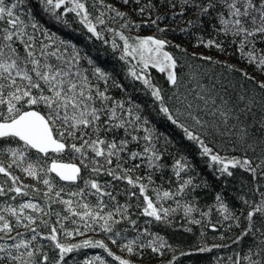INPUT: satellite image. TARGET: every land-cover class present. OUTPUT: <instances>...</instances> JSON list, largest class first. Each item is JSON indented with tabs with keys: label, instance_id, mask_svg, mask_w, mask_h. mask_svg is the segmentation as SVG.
I'll list each match as a JSON object with an SVG mask.
<instances>
[{
	"label": "snow or ice",
	"instance_id": "1",
	"mask_svg": "<svg viewBox=\"0 0 264 264\" xmlns=\"http://www.w3.org/2000/svg\"><path fill=\"white\" fill-rule=\"evenodd\" d=\"M34 2L52 22L65 27L69 26L65 18L66 14H75L79 23L90 34L89 39L94 37L105 44L109 43V40L104 37L103 30H98L100 25H105L108 32L119 36L123 41L120 59L127 60L129 56L139 58L138 65L128 68V76L133 81L143 84L154 101L158 102V113L182 131V139L195 144L199 155L208 158L207 166L213 169L217 179L223 178L227 184V178L234 175L230 169L236 168L251 174L253 181L264 179V115L261 116L258 129H249L243 119L251 114L250 105L255 102V97L246 99L244 95H240L235 101L226 97V94L214 97L212 89L204 88L197 83L196 88H204L203 91H190L182 97L177 96L176 100L181 103V108L170 107L165 103L162 89L153 83L147 70L151 67L166 73L168 82L173 86L181 82L177 71V59L165 50L171 41L155 35L131 37L121 31L122 28L140 26L130 18L129 12H138L141 16L147 12L151 15L153 11H160L159 0L155 2L154 0H143V2L142 0H122L124 5H135L129 11H121L112 4H105L104 0H34ZM89 3L92 7L99 4L105 11L97 9L98 14L93 16V13L89 11ZM28 5L29 0H0V155H7L9 161L7 165L0 161V174L11 181L9 187H5L7 180L0 181V196L7 197L9 193H15L10 197L14 201L18 197L29 195V192L25 190L28 186L20 183V178L11 172L13 166L20 167L21 162H26L22 171L40 180L48 189L43 193V197L50 211L45 212L44 206L32 200L16 206L6 203L5 206L0 207V233H3L0 235V241H4L0 243V264H49L48 254L41 252L43 245L33 244L34 241H38V237L53 242L55 249L58 250V258L54 264H68L65 257L81 248H100L107 253L108 257L118 261V264H135L130 258L115 255L103 240L84 239L79 243L60 242L61 230L66 237L83 234L79 228L71 231L65 228L63 221L69 219V214L80 217L84 222L85 230H94L93 225H98L104 233L109 234L108 238L112 244L118 243L117 237L126 239L122 231H114L113 226L119 224L121 220H128L133 230L138 227L137 221L128 215V208L132 207L130 204L120 205L117 202L113 205V210L105 211L108 209L109 202L116 201V194L109 190L113 187L112 181L102 184L96 179H84L82 170L90 171L95 176L103 173L112 177L114 181H126L132 189H138V193L129 190L127 195L129 198L142 196L144 202L142 214L161 223H171L169 217L175 209L165 208L158 205L156 201L175 199L181 194L189 197V202L183 205L185 216H189L197 211L191 199L192 194L199 187H207L206 182L196 184L194 177L188 175L191 170H194V166L178 147L180 156L172 166L177 180L175 190L160 192L152 189L155 197L147 195L149 186L143 182L145 178L140 176L134 178L131 173L142 166L153 171L162 169L164 151L158 145L161 141L165 146L175 145L176 142L167 134L160 132L154 125L149 126L150 121L142 115V106L131 96L127 100L115 101L108 95L106 87L101 90V87L90 79L94 76L104 85L111 82L112 86L126 91L124 85L118 83L111 72L96 65L91 58H87L90 69L81 72L77 66L82 57L77 46L71 40L57 37L56 33L42 25L36 19L37 14ZM162 7L169 9L173 18L187 17L185 27L180 29L182 33L190 30L201 31L207 21L208 26L217 36L223 34L226 40L229 38L233 42L238 40L241 55L246 57L249 63L255 64L257 68L264 71V50H258L255 47L258 39L264 40V0H164ZM61 9L63 10L60 11ZM106 12L114 13V16L109 19L115 20L119 17L124 21L120 28L107 27ZM164 15L167 16L169 13L166 12ZM160 19L161 16L158 15L156 19L144 20L142 23L157 26L160 32L175 31L160 28L158 24ZM213 20L215 23L212 22ZM37 33L51 41V45L39 41ZM57 42L59 47L49 50ZM197 42L201 46L215 47L225 51V45L215 38L205 41L198 37ZM20 46L23 52L19 50ZM111 46L113 49L121 47L115 40L111 41ZM175 47L179 48L180 45L177 44ZM246 47L247 52L244 51ZM203 58L211 59V57ZM250 79L255 78L250 77ZM258 85L264 91V81H259ZM189 96L192 97L191 100ZM40 106H43L46 111L42 112ZM205 116L210 119H205ZM129 117L134 119H127ZM138 129L145 133L143 137L133 134ZM210 129L219 132L222 136L227 134L230 139L234 138V142L245 146L246 151L254 150L259 144L260 156L253 159L248 156L229 158L220 155L206 142V135L209 134ZM117 130H123L125 136L117 138ZM141 139L145 142L141 150L132 151L128 148L131 142H136L139 146ZM66 152L80 158L81 163L78 165L61 162V157ZM126 152L128 158L124 160L121 154ZM52 154H55V158ZM33 155L36 156L35 160L31 159ZM98 158H103V162ZM85 160L92 164L91 169L88 163L84 162ZM114 160L116 163L113 166ZM136 160L140 163H134L130 168L123 166L128 161ZM49 173H55L61 181L70 184L83 181L84 188H79V191L70 192L68 195L82 198L86 189L94 190L91 194L97 197L95 206L79 203L73 199H63V187L57 190L52 179L44 178ZM147 179L151 183V175ZM262 188L264 185L257 184L253 190V195L258 199L245 198V195L238 197L244 205L239 215L229 208L223 192L215 194V204L224 213V220L235 221L237 227H240L241 221L246 224L239 235L232 240L233 244L238 245L245 237L259 234L254 246L247 252L243 254L236 252L235 257L227 258L231 264H264V191L261 190ZM36 191L38 193L39 190ZM105 197L108 198L107 201ZM176 203L179 206V199H176ZM54 204L66 206L67 214L61 216L60 212L51 208ZM135 206L141 207L140 204ZM28 209L34 213L54 215L59 227L50 224L49 220L40 219V224L49 229L46 235H42L38 231L40 226L37 224L38 217L31 213L26 214ZM208 214V212L203 213L205 216ZM117 216L119 219L116 218ZM22 222L26 223L22 224ZM192 223L199 224L201 221L193 220ZM257 223L260 227H257ZM21 224L31 233L30 238H22L24 234L20 232H17L15 236L11 235ZM216 227L215 224L212 225L214 230ZM143 233L152 237L147 243L143 241L141 235H138L127 240L126 243H120L119 247L126 251L129 257L143 255L141 249H151L153 253L163 255V249L171 248V245H168L158 233H149L147 228L143 229ZM9 240L12 243L9 244L7 242ZM224 246L227 245L214 244L211 247L205 245L198 247L196 251L210 252L212 248ZM38 253L40 258H37ZM185 254L181 253V255ZM175 259L176 257L173 256L168 264H173ZM83 264H108V262L102 256L96 255L86 259Z\"/></svg>",
	"mask_w": 264,
	"mask_h": 264
},
{
	"label": "trees",
	"instance_id": "2",
	"mask_svg": "<svg viewBox=\"0 0 264 264\" xmlns=\"http://www.w3.org/2000/svg\"><path fill=\"white\" fill-rule=\"evenodd\" d=\"M143 2V0H142ZM155 2V0H154ZM164 0H159L160 11H153L151 15L147 12L141 16L138 12H129L130 18L139 24V27H129L131 32L139 31L141 33H147L150 35H155L161 38H166L171 41V44L166 46V51L172 53L177 59L178 68L181 82L177 86L171 85L167 80V75L161 73L158 69L151 68L147 70L148 74L151 76L153 83L158 85L162 89V94L165 97V103L173 108H181V103L176 100L177 96H184L190 91H203L204 88L212 89V95L214 97L224 96L230 97L235 101L240 95H244L246 99L255 97V102L250 105L252 107V112L249 116L243 117L244 121L248 124L249 129H258L259 121L261 116L264 115V91L259 88L258 82L264 81V71H261L256 67L255 64L249 63L246 57L241 55L238 49V40L233 42L231 38L225 39L223 34L219 36L208 26L207 21L205 22L204 29L201 31L190 30L187 33H182L181 28L185 27L187 17L173 18L170 15V10L162 7ZM105 4H112L119 8L121 11H129L130 8L135 7V5H124L122 0H104ZM33 12H35L36 19L40 21L42 25L48 28L51 32L56 33L59 38L71 40L80 51L82 59L79 62V67L81 72H85L90 69V65L87 62V58H91L94 63L106 71L112 73L116 81L123 84L126 91L121 90L118 87L112 86L111 82L108 85H104L102 81L96 80L94 76L90 79L93 83L98 84L103 90L107 88L108 95L112 97L115 101L127 100L129 96L140 104L143 108L142 115L147 117L150 121V125H154L160 132L167 134L176 143L175 145L165 146L161 141L158 147L164 151V167L158 171H153L148 169L146 166H142L139 169L134 170L131 175L135 178L136 176L144 177L143 182L149 186V191L147 195L150 197H155V193L152 189H157L160 192L165 190H175L177 180L174 176L173 164L176 159H179L180 153H178L177 148L182 150V154L188 158L191 164L194 166V170H191L188 175L194 177V182L196 184H202L206 182L207 187H199L192 194V201L195 204L197 211H194L191 215L185 216L183 205L189 202V197L184 195H179L175 199L156 201L158 205H162L165 208L175 209L174 212L170 214L171 223H161L154 221L153 218L147 217L142 214L143 207V197L137 196L135 198H129L127 192L129 190L137 191L138 189H132L126 181H114L112 177L104 175L101 173L99 176H95L90 173V171L82 170V176L84 179H96L99 183H104L106 181H112L113 187L110 191L116 194V201L109 202L108 209L105 211L113 210V205L119 203L120 205L130 204L132 207L128 208V215L131 219L137 221L138 227L133 230V226L128 222V220H121L119 224H115L114 231H122L126 239L117 237V244H112L109 240V234L104 233L98 225H93L94 230H85L84 222L78 216H71L69 214V219L63 221L65 228L69 231L79 228L82 235H73L66 237L63 235V230L59 233V240L63 243H79L84 239L92 240H103L108 244V247L115 255H119L122 258H130L135 262V264H168L173 256L176 259L173 264H231V261L227 258L229 256L235 257L236 252H241V254L247 252L250 247H253L259 234L249 235L243 239L240 244H233L232 240L235 239L237 235L246 226L244 221H241L240 227L236 226L233 220H224L222 213L218 206L215 204V194L217 192H223L225 201L229 208L232 209L236 215H239L240 209L244 208L242 202L238 199L239 196L245 195V198L258 199L257 196L253 195V190L259 185H264V179H259L258 181H253L252 175L243 169L236 168L230 169L233 171L234 175L227 178V184L223 178L217 179L216 173L212 168L207 166L206 157H201L199 155V150L195 144L182 139L183 133L179 128H176L169 121L158 113V102L154 101V98L146 91L143 84L139 81H133L127 74V70L130 67V62L128 60H121L120 52L115 49L109 48L108 45L101 43L96 38L89 39L90 34L81 25L75 14H66V19L69 22V26L56 24L52 22L46 14H44L39 6L34 2V0H29V5ZM23 7V6H22ZM89 11L93 14L97 9L105 11L103 6L97 4L96 7H92L91 3L88 5ZM169 13L165 16L164 13ZM107 17L114 16V13L106 12ZM161 16L158 21L160 28L174 29L175 31H158L157 26L145 25L142 23L144 20L156 19L157 16ZM110 25L113 28H120L123 24V20L117 17L115 20L110 19ZM215 23V21H212ZM29 31H32L29 29ZM38 40L49 43L51 41L47 40L45 36H41L37 33ZM198 37L203 38L207 41L210 38H215L218 42L225 45V51H220L215 47H206L198 44ZM179 44L180 47L177 48L175 45ZM55 47H59L57 44L51 47L49 50H54ZM255 47L258 50H264V40H257ZM19 50L23 52L22 46ZM245 52L248 51L246 47ZM203 57H211L210 60L204 59ZM54 59V58H52ZM231 66V67H230ZM247 74V75H245ZM254 77L255 79H250ZM197 83L204 86V88L197 89ZM192 97L189 96V100ZM219 103V100H217ZM42 112L46 111L43 106H40ZM205 119H210V117L205 116ZM127 119H134V117H129ZM182 119H184L182 117ZM131 131V129H129ZM209 134L206 135V142L210 147L214 148V151L219 152L220 155L225 157H243L248 156L249 158L256 159L260 156L261 147L257 144L253 149L245 150V146L238 145L234 142V138L230 139L227 134L220 135L219 132L214 130H208ZM143 137L145 133L141 130H137L133 133ZM258 134V133H257ZM117 138L125 136L123 130H117ZM111 139V136H109ZM15 146V145H13ZM145 146V142L141 139L139 146L136 142H131L128 148L132 151H139ZM34 152V150H33ZM124 160H127L128 153L121 154ZM55 158V154H52ZM32 160L36 159V156L31 157ZM103 162V158H98ZM0 161H3L6 165L9 162L7 155H0ZM75 162L78 165L81 163L80 158L73 156L72 153H64L61 157V162ZM88 163L89 169H91L92 164L87 160L84 161ZM257 162L258 159H257ZM51 163V160H48ZM116 161L114 160L113 166ZM134 163H140L139 160L128 161L123 166L126 168L132 167ZM26 166V162H21L20 167L13 166L11 172L13 175L20 178V183L28 186L25 190L29 192L28 196L18 197L16 200H11L10 197L15 195V193H9L7 197L0 196V207L6 205V203H11L13 206L19 203L25 202L27 200H32L33 202L39 203L45 207V212L50 211L49 207L46 206L45 198L43 193L47 192L48 189L40 180L26 175L22 168ZM151 175V183H149L147 177ZM54 181L56 189L63 187L64 191L62 193L63 199H73L79 203H89L95 206L97 202V197L92 195L91 192L94 190L86 189L84 196L81 197H70L68 194L70 192H77L79 188H84L85 185L83 181H77L76 184H70L65 181H61L55 173H49L46 177ZM8 181L5 187L11 186V181L8 177L0 174V181ZM78 185V186H77ZM36 190H39L38 193ZM264 191V188L261 189ZM118 193V194H117ZM176 199H179V206L176 203ZM107 201L108 198L105 197ZM140 204L141 207H136L135 205ZM75 206V205H74ZM55 211L61 213V216L67 214L66 206L62 204L51 205ZM211 209V211H210ZM77 210H82L77 208ZM208 212L207 216L203 213ZM31 213L32 215L38 217L37 224H39L38 231L42 235H46L49 231L40 224V219L49 220L50 224L59 225L56 223L57 218L54 215H43V213H34L31 209L26 210V214ZM246 214V209H245ZM119 219V216L116 217ZM14 221V218H12ZM193 220H200L201 223H192ZM75 221V223H73ZM149 221H151L149 223ZM26 223V222H22ZM18 226L14 229L11 235L15 236L17 232L23 233L22 238H30L31 233L27 231L23 226ZM215 224L217 227L214 230L212 225ZM36 226V225H33ZM257 227L260 224L257 223ZM149 229V233H158L159 236L168 244L171 248L163 249V255L153 253L151 249H141L140 251L143 255H132L122 250L119 247L120 243H126L127 240L133 239L138 235L145 243L152 237L149 234H144L143 229ZM191 229V231H188ZM126 230V231H124ZM3 235V233H0ZM4 241H0L3 243ZM9 244L12 241H7ZM34 245L40 246L41 252L47 253L50 260L49 264H54L55 260L58 258V250L55 249L53 242L49 240L40 239L33 242ZM227 245L224 247L212 248L210 252H198L196 249L202 246L211 247L212 245ZM181 253H186L181 255ZM96 255L102 256L108 264H118L112 257H108L107 253L100 248H81L77 251L69 253L65 257L68 264H83L86 259L95 257ZM40 254L38 253V257Z\"/></svg>",
	"mask_w": 264,
	"mask_h": 264
},
{
	"label": "rangeland",
	"instance_id": "3",
	"mask_svg": "<svg viewBox=\"0 0 264 264\" xmlns=\"http://www.w3.org/2000/svg\"><path fill=\"white\" fill-rule=\"evenodd\" d=\"M70 6V5H69ZM63 9H61L60 11H62ZM101 11V10H100ZM98 14V12L96 11L94 14H93V16H95V15H97ZM105 19L107 20V27H111V28H113L111 25H110V23H111V21H110V19L107 17V14L105 15ZM98 30H103V33H104V37H105V39H107V40H109V43L108 44H106V45H108V47L109 48H112L113 49V47L111 46V41L112 40H115L116 41V43L118 44V45H120L121 47H118V48H116L115 50L116 51H118V52H120V54H122V51H121V48H122V45H123V41L122 40H120V38H119V36H115L113 33H111V32H108L107 30H106V26L105 25H100L99 26V28H98ZM121 31H123L124 32V34L125 35H127V36H131V37H136V36H149L150 34H147V33H141V32H139V31H135V32H131L129 29H125V28H122L121 29ZM101 43H103V41L102 40H99ZM105 44V43H104ZM128 59H130V60H128V62H130V67H132V66H134V65H138V63H139V58L138 57H132V56H129V57H127ZM165 75H167L166 73H165ZM80 218V217H79Z\"/></svg>",
	"mask_w": 264,
	"mask_h": 264
},
{
	"label": "water",
	"instance_id": "4",
	"mask_svg": "<svg viewBox=\"0 0 264 264\" xmlns=\"http://www.w3.org/2000/svg\"><path fill=\"white\" fill-rule=\"evenodd\" d=\"M63 163H75V162H70V161H67V162H63ZM75 164H77V163H75Z\"/></svg>",
	"mask_w": 264,
	"mask_h": 264
}]
</instances>
